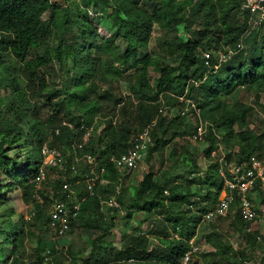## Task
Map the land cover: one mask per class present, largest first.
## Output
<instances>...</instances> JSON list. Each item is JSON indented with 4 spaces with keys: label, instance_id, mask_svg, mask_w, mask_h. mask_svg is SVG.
Instances as JSON below:
<instances>
[{
    "label": "trees",
    "instance_id": "trees-1",
    "mask_svg": "<svg viewBox=\"0 0 264 264\" xmlns=\"http://www.w3.org/2000/svg\"><path fill=\"white\" fill-rule=\"evenodd\" d=\"M243 2L0 0V89L6 91L0 95V264H26L24 239L36 243L26 260L53 264L49 257L57 251L44 234L65 238L77 229L88 239L70 264L181 263L224 190L219 163L210 159L214 146L221 143L235 163L264 149V133L245 126L253 106L237 98L243 90L259 104L264 95V25L249 27ZM155 28L162 34L159 45L151 44ZM187 100L208 122L200 154L190 143L173 146L196 130L195 119L181 114ZM173 108L176 114L168 115ZM146 128L152 143L141 164H150L149 170L134 186L133 171L111 158L128 152ZM171 143L169 159L176 164L157 174L150 158ZM45 144L61 153V167L44 165ZM23 145L29 148L13 153ZM87 154L105 167L97 170L94 194L86 186ZM46 168L57 174L51 184L47 177L37 179ZM65 184L77 200L68 205L75 214L70 228L60 235L49 206L68 201ZM17 190L32 207L29 218L10 203ZM253 194L264 216L262 181ZM114 196L120 209L102 210V202ZM238 206L236 200L232 214L207 223L203 237L211 250L198 253L204 264H250L258 252L254 261L264 264V232L260 225L248 231ZM120 212L127 226L143 213L150 227L142 229L145 220H137L136 230L122 232L117 244L111 232Z\"/></svg>",
    "mask_w": 264,
    "mask_h": 264
},
{
    "label": "built area",
    "instance_id": "built-area-1",
    "mask_svg": "<svg viewBox=\"0 0 264 264\" xmlns=\"http://www.w3.org/2000/svg\"><path fill=\"white\" fill-rule=\"evenodd\" d=\"M242 9L248 12V25L253 28H260L264 25V0H244ZM220 54V60H225L226 55ZM211 58V53H205V59L207 64ZM183 99V98H182ZM182 115H189L193 117L196 121V130L190 140L193 142L205 143V136L208 130V122H205L201 118V111L198 106L192 100H187V105L181 112ZM264 122V118H263ZM59 129L56 130V134H59ZM90 134V132H88ZM152 143L150 136V128H146L142 131L134 141V145L130 150L121 156H113L111 160L116 163V165L122 169L127 170V172L135 171L141 166L148 154L149 147ZM44 157V165L52 167H61L63 162V157L57 148H53L48 144H45L41 150ZM227 151L224 149L221 143H217L211 151L210 159L219 163L218 172L220 176L224 179V190L219 197V201L216 207L205 213L203 222H211L217 217H227L231 212V206L239 200V212L242 219L247 223V230L251 231L258 224L261 216L257 211V207L253 203L252 199L254 197L253 191L258 184V182L264 183V149L260 152L252 155L248 161L243 163L229 162L227 160ZM85 161L91 166L90 172L87 174L86 186L89 194H94L95 186L99 181V175L97 170L101 172L105 171V167H98V162L96 158L90 154L85 155ZM202 163L206 165L207 161L203 160ZM201 163V164H202ZM38 180L45 179V173L41 170V174L37 177ZM102 184H106L107 181H101ZM64 189L68 190L65 194L68 201H58L55 202L50 211L52 224L56 228L60 235L64 234L68 228H70L71 218L75 217V214H70L68 205H71L73 201H76L74 197V189L71 188L70 184H65ZM121 191V185L116 188L117 194ZM38 201L43 200L39 195L36 196ZM75 198V199H74ZM102 210L109 206L112 208L120 209V203L116 197H111L108 200L102 202ZM75 208H79L75 206ZM70 217V218H69ZM198 234L193 237L190 241L191 250L188 251L181 260L180 264H193L199 257L198 253L202 252L201 243L197 242ZM195 261V262H194ZM204 264V263H203Z\"/></svg>",
    "mask_w": 264,
    "mask_h": 264
},
{
    "label": "rangeland",
    "instance_id": "rangeland-1",
    "mask_svg": "<svg viewBox=\"0 0 264 264\" xmlns=\"http://www.w3.org/2000/svg\"><path fill=\"white\" fill-rule=\"evenodd\" d=\"M49 14H45L44 19L48 18ZM260 31V35L259 37L261 38L262 35L264 34V27L259 29ZM171 36H176V35H171ZM162 34L158 31V28H155V30L152 33V38H151V44L152 45H159L162 41ZM57 69H58V65H56ZM56 69V70H57ZM153 74V73H152ZM154 79L156 80V76H153ZM155 82V81H154ZM121 89L123 90V92L125 89L121 86ZM6 91L0 89V95H4ZM238 100L242 101V102H247L248 104H251L253 106V110L248 114V120H247V124L245 125L246 128H251V129H256V131L260 132V133H264V125H263V118H264V109L262 108L261 103H264V95H262V99L260 100L261 103L257 104L256 101V97L254 94L251 93H247L245 91H241L239 92L238 96H237ZM42 101H40V105H41ZM177 108V107H176ZM173 108L167 111V114H171L174 115L177 112V109ZM53 112V111H52ZM175 143H178V146L182 145V144H186V143H190L191 146L193 147V152L195 154H200L203 150V145L202 143H196V142H190V138L188 136H184L182 138H179L178 140H175V142H173V146ZM166 146V147H165ZM162 148H159L157 155H155L154 157H151V164L153 166V170L159 174L163 171H168L171 167H174V165L176 164V161L174 159L170 160L169 159V154L171 151V146L172 143L170 145H165ZM24 148H29V146L27 145H23L22 147H17L13 150V153L15 154H19L21 153V151ZM177 164L179 165L180 163L177 162ZM205 163H202V166H204ZM149 165L147 162L141 164L140 167H138L135 171L132 172L131 177H129V183L131 185H137L139 183V181H141L143 179V176L148 172V168ZM45 177H47L49 184L55 182L57 174L55 171H52L50 169H45ZM49 184H42V188L43 189H48L50 187H47V185ZM11 205L14 207V209L18 212V213H22V214H26L27 218H29V212L30 209L32 208L30 203L27 204L23 198H22V193L20 190H17L13 193H11V201H10ZM49 209H51V205L49 206ZM259 209V208H258ZM261 212H264V207H260ZM120 215L116 218V226L115 228L112 230V234L114 235V240L115 243L118 244L119 240H120V234L122 232L125 231H135L136 227L138 225L137 220H145L146 219V215H143V213H137L135 214V219L132 220L130 222V224L127 226L126 224V220L124 217V212H120ZM258 224L260 225L259 228H261L264 232V216L263 218L261 217L260 220L258 221ZM208 226L207 222L202 223V225L200 226V228L198 229V238H197V242L201 243L202 245V251H208L211 250V247L209 246V244L205 241V238L203 237V232L205 231V228ZM150 227V223L149 221L145 220V223L142 226V229H148ZM257 227V225L255 226V228ZM135 229V230H134ZM227 229V228H226ZM45 237L44 239H47L48 241H51L56 249V254L49 257L50 260H53V264H70V261L74 258L75 255H78L79 253V249L81 247L84 246L85 242L88 239V236L85 232H82L81 229H77L76 233L65 237V238H60L56 235V233H49V234H44ZM233 236L232 233H229L227 235V237H231ZM233 244L235 245V247H238L239 245V240L235 237L233 238ZM35 246L36 243L33 242L31 243L30 241H28L27 239L23 241V243L20 246V250H21V257L22 259H25L24 261H26V264H31L30 260H26V258L28 257V255H30V253H32V246ZM75 253V254H72ZM261 255V252H258L257 255H253V258H251L252 260L250 261V264H259V262L254 261L256 260V258ZM195 262V261H194ZM195 264H203L202 260H197L195 262Z\"/></svg>",
    "mask_w": 264,
    "mask_h": 264
},
{
    "label": "clouds",
    "instance_id": "clouds-1",
    "mask_svg": "<svg viewBox=\"0 0 264 264\" xmlns=\"http://www.w3.org/2000/svg\"><path fill=\"white\" fill-rule=\"evenodd\" d=\"M198 235H199V233H198Z\"/></svg>",
    "mask_w": 264,
    "mask_h": 264
}]
</instances>
